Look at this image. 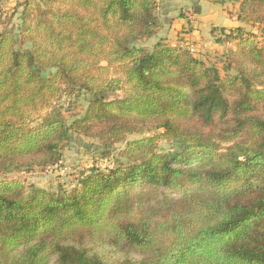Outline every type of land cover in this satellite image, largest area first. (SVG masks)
Masks as SVG:
<instances>
[{"label":"trees","instance_id":"obj_1","mask_svg":"<svg viewBox=\"0 0 264 264\" xmlns=\"http://www.w3.org/2000/svg\"><path fill=\"white\" fill-rule=\"evenodd\" d=\"M205 1H236L264 37V0ZM18 6L17 33L10 20L0 32V177L56 166L71 132L106 147L162 133L69 189L1 181L0 264H264V41L221 29L219 45L236 44L221 76L190 49L141 47L156 0ZM80 96L68 124L60 103ZM160 138L178 148L158 153Z\"/></svg>","mask_w":264,"mask_h":264},{"label":"rangeland","instance_id":"obj_2","mask_svg":"<svg viewBox=\"0 0 264 264\" xmlns=\"http://www.w3.org/2000/svg\"><path fill=\"white\" fill-rule=\"evenodd\" d=\"M22 0H0V32L3 30L2 23L9 22V27H14L17 33L18 27L20 25L19 13L21 8H19V3ZM224 6V5H223ZM226 9L224 10L227 16H233L238 8V3L236 1H230L225 4ZM187 11V10H186ZM188 14H192V11H187ZM243 28L254 35L257 36L255 39L257 42L261 43L264 41V37L261 36L260 29L258 26H243ZM158 31V30H157ZM219 31V29L217 30ZM157 33V32H156ZM156 35V34H155ZM222 36L219 35L218 39ZM167 44V43H166ZM145 42L142 43L141 47L148 48ZM169 45V44H167ZM234 43L225 44L223 50L220 52H215L208 54L205 58V62L209 65H213L219 70L221 76L224 73L221 71L222 65L220 63L223 58V52L226 49H234ZM188 49V48H187ZM194 55L199 59L200 53H196L193 50ZM111 78H120L121 75L118 71L113 68L110 70ZM61 113L68 124L71 121L81 116L87 107V98L80 96L76 101L68 102L62 100L60 103ZM161 131H156L153 133H145L141 135H129L126 137L124 143L113 144L111 146H103L97 140L85 138L70 133L69 140L63 145L61 150L60 162L45 171L34 170L30 173H12L10 175L0 177L1 181L19 179L24 182L27 190L31 188L41 189L48 192H56L60 189H69L75 184L81 173L87 171L91 168H98L102 171H108L118 165L121 161L119 155L124 149L127 142L138 140L144 137L150 136H160ZM178 148V144L174 142H168L163 138L158 141L157 152L158 153H171ZM179 194H174L173 196H178Z\"/></svg>","mask_w":264,"mask_h":264},{"label":"crops","instance_id":"obj_3","mask_svg":"<svg viewBox=\"0 0 264 264\" xmlns=\"http://www.w3.org/2000/svg\"><path fill=\"white\" fill-rule=\"evenodd\" d=\"M159 28L145 46L152 48L158 41L171 47L188 48L200 53L205 61L208 54L220 52L217 42L220 30L227 32L244 25L237 22L235 12L227 16L225 5H214L205 0H156ZM191 10L192 14L187 11ZM219 29V31H217Z\"/></svg>","mask_w":264,"mask_h":264}]
</instances>
